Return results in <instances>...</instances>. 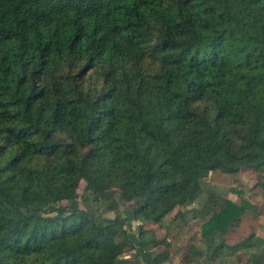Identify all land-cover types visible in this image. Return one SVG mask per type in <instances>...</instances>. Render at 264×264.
Instances as JSON below:
<instances>
[{
	"label": "trees",
	"instance_id": "obj_1",
	"mask_svg": "<svg viewBox=\"0 0 264 264\" xmlns=\"http://www.w3.org/2000/svg\"><path fill=\"white\" fill-rule=\"evenodd\" d=\"M242 171L264 178V0H0V264H133L145 225ZM78 199L123 207L139 249ZM223 248L264 264L254 233Z\"/></svg>",
	"mask_w": 264,
	"mask_h": 264
},
{
	"label": "rangeland",
	"instance_id": "obj_2",
	"mask_svg": "<svg viewBox=\"0 0 264 264\" xmlns=\"http://www.w3.org/2000/svg\"><path fill=\"white\" fill-rule=\"evenodd\" d=\"M258 179L257 174L252 171H242L230 176L211 172L202 181L201 196L183 208L179 217H175L173 213L160 224L144 226L149 231L146 238L151 255L143 253L141 257L134 258L129 252L123 257L133 258V264H245L249 256L245 251L232 254L223 248L222 252H217V256L213 254L218 244L231 246L250 233L264 240V178L257 184ZM83 191L84 183L79 188L80 196ZM87 195L88 192L85 196L89 197ZM225 201H232L237 205L246 202L251 207L242 214L237 226L231 227L221 237L212 236L211 240L202 231V224L210 217L206 211L218 208ZM72 207L98 218L103 223L121 225L117 232L126 231L139 249L137 224L130 220V214L122 211L123 207L111 212L104 204L91 203L90 199L89 204L84 199H78ZM153 244L157 245L152 246Z\"/></svg>",
	"mask_w": 264,
	"mask_h": 264
}]
</instances>
